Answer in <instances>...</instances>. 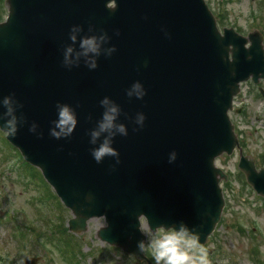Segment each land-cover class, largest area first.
I'll use <instances>...</instances> for the list:
<instances>
[{"label":"water","instance_id":"water-1","mask_svg":"<svg viewBox=\"0 0 264 264\" xmlns=\"http://www.w3.org/2000/svg\"><path fill=\"white\" fill-rule=\"evenodd\" d=\"M4 3L0 128L15 117L16 133L5 139L70 211L68 230L80 234L88 221L103 218L100 242L146 264L138 246L145 241L141 220L151 232L184 225L204 246L224 205L219 182L227 176L214 160L239 147L227 113L243 81L264 80L263 37L232 28L221 34L204 0ZM92 36L104 37L98 55H79L81 38ZM93 60L96 67L89 68ZM105 97L119 107L114 123L127 135L113 129L118 157L97 164L91 153L108 133L91 143V132L98 130ZM58 105L75 113L70 134L56 126ZM238 162L246 183L264 197V169L257 172L242 155Z\"/></svg>","mask_w":264,"mask_h":264},{"label":"rangeland","instance_id":"rangeland-1","mask_svg":"<svg viewBox=\"0 0 264 264\" xmlns=\"http://www.w3.org/2000/svg\"><path fill=\"white\" fill-rule=\"evenodd\" d=\"M205 3L218 28L232 27L243 36L257 30L264 37V0ZM5 14L0 0L1 20ZM257 93L255 85L243 83L229 118L244 155L254 158L257 168H264V100ZM239 106L242 110L236 114ZM237 159L235 152L215 161L227 180L220 182L224 198L220 222L206 241L209 264H264V198L246 185ZM70 217L39 171L26 165L0 134V264H20L31 257H38V264H140L120 249L99 242L96 232L103 226V218L91 219L86 232L73 236L63 233L64 222ZM18 231L26 235L19 238ZM141 231L145 235L144 253L155 264L150 245L158 238V231L151 232L145 223ZM48 234H53L55 241L41 238Z\"/></svg>","mask_w":264,"mask_h":264},{"label":"clouds","instance_id":"clouds-1","mask_svg":"<svg viewBox=\"0 0 264 264\" xmlns=\"http://www.w3.org/2000/svg\"><path fill=\"white\" fill-rule=\"evenodd\" d=\"M111 7V5H109ZM78 31L77 28H73V34L70 35L69 39L75 42L76 36L75 32ZM104 37L99 38L84 37L81 38L80 48L82 52L79 55L87 56L89 53L93 55H98L99 52V41L103 40ZM72 54V48L69 47L65 50L64 61L65 64L70 63L68 60L69 55ZM89 68H95V61H91L88 64ZM140 85H134V89H139ZM131 96V93H128ZM143 95V93H138V97ZM101 106L105 107V111L102 114V119L98 123V130L91 132V143H95L96 139L101 133L107 132L108 137L105 138L103 143L91 153L94 161L99 164L105 156L118 157L117 151L111 147V138L113 136V129L116 133L121 136L127 135L125 126L123 124H115L114 121L119 115V107L108 100L105 97L101 100ZM4 106H6V111L8 115H11L13 109L9 106L10 98L5 97L3 100ZM58 120L56 121V126L61 129V132L67 129L65 134H70L76 126V116L75 113L67 105H58ZM144 116H138L137 123H142ZM6 129V130H5ZM16 120L13 116L11 119L7 120L4 128H0V134L5 136L12 135L16 133ZM53 136H57L56 132H52ZM175 154L173 153L170 157L174 159ZM141 249L144 248V244L140 243L138 245ZM150 249L152 250V256L155 264H209L208 254L203 245L199 243V237L196 233L190 232L187 227L180 225L179 230L169 228L167 231L161 227L158 229V238L153 240ZM20 264H24L23 261Z\"/></svg>","mask_w":264,"mask_h":264},{"label":"flooded vegetation","instance_id":"flooded-vegetation-1","mask_svg":"<svg viewBox=\"0 0 264 264\" xmlns=\"http://www.w3.org/2000/svg\"><path fill=\"white\" fill-rule=\"evenodd\" d=\"M256 88H257V91L261 92L264 94V82H261L259 83L258 85H256ZM235 104H236V101H235ZM239 104H242L241 102ZM242 107L239 106V109H236V113L239 114L241 112V109ZM264 119V117H262ZM240 143H241V140H240ZM242 148V146H241ZM243 150V148H242Z\"/></svg>","mask_w":264,"mask_h":264},{"label":"trees","instance_id":"trees-1","mask_svg":"<svg viewBox=\"0 0 264 264\" xmlns=\"http://www.w3.org/2000/svg\"><path fill=\"white\" fill-rule=\"evenodd\" d=\"M2 18H3V17H2ZM2 18H0V20H1ZM63 232H64V229H63Z\"/></svg>","mask_w":264,"mask_h":264}]
</instances>
